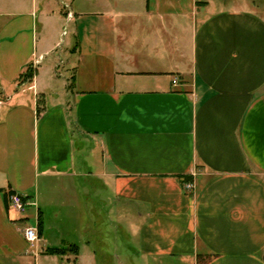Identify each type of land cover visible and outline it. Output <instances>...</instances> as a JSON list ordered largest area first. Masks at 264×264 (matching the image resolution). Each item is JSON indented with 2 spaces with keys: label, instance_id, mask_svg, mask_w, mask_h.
<instances>
[{
  "label": "crops",
  "instance_id": "obj_1",
  "mask_svg": "<svg viewBox=\"0 0 264 264\" xmlns=\"http://www.w3.org/2000/svg\"><path fill=\"white\" fill-rule=\"evenodd\" d=\"M64 1H0V256L264 264V0Z\"/></svg>",
  "mask_w": 264,
  "mask_h": 264
},
{
  "label": "rangeland",
  "instance_id": "obj_2",
  "mask_svg": "<svg viewBox=\"0 0 264 264\" xmlns=\"http://www.w3.org/2000/svg\"><path fill=\"white\" fill-rule=\"evenodd\" d=\"M0 1H2V0H0ZM73 1L74 0H68V2H70V3H73ZM247 1H248V3H251L252 0H247ZM71 9L73 11L76 10L77 12H80V10H86V11L90 12V10H92L91 6H90V0H75L74 5H72ZM0 22H1V20H0ZM2 22H5V19H2ZM63 40H64V38L63 39L62 38L59 39V42H58V45H57V48H56V52H54V54L52 56L54 58V61L57 60L58 53L64 50ZM45 63L46 62H44V64ZM79 159H81V158H79ZM87 166L88 165H86L84 162H80L79 165H78L79 171L81 170V172H83V173L88 172L89 169H87ZM81 179L83 181V188H85L84 191L87 190V191L90 192L91 187H94V183L92 182V178H90V177H82ZM85 198L86 199L83 200V203L87 205L91 201H89L87 197H85ZM52 211H53V209H52ZM30 216H31L30 218H32V216H33L32 213H30ZM32 220L33 219H31V224L30 225H32V222H33ZM106 235L107 234L104 233L102 235V238H103L104 241L107 242ZM87 236H89V234L88 235L84 234V237H87ZM84 240H86V239H84ZM132 249H133V245H132ZM0 264H21V262L20 261H16V259L4 258V257L0 256ZM25 264H34V258L33 257H29L26 260ZM63 264H71V263H69L68 261L65 260V261H63ZM104 264H136V263H135V261L132 258L131 261H129V262H124V261L120 260V261H114V262H111V263H104ZM171 264H176V263H171Z\"/></svg>",
  "mask_w": 264,
  "mask_h": 264
},
{
  "label": "built area",
  "instance_id": "obj_3",
  "mask_svg": "<svg viewBox=\"0 0 264 264\" xmlns=\"http://www.w3.org/2000/svg\"><path fill=\"white\" fill-rule=\"evenodd\" d=\"M63 8L67 11L66 12L67 19L70 20L71 18H73L74 15L70 9V6L67 3H63ZM65 34H66V29L63 30L62 37ZM176 82L177 80L174 79L173 84H175ZM184 188L186 190L191 191L193 189V183H186L184 185ZM7 201L9 206L19 213H24L27 210V208L31 205L27 200H25L22 196H20L17 193H10L8 195ZM35 220L37 221V217L35 218ZM23 234L27 243L35 244L39 240V229L36 222L34 225L27 226L24 229Z\"/></svg>",
  "mask_w": 264,
  "mask_h": 264
},
{
  "label": "trees",
  "instance_id": "obj_4",
  "mask_svg": "<svg viewBox=\"0 0 264 264\" xmlns=\"http://www.w3.org/2000/svg\"><path fill=\"white\" fill-rule=\"evenodd\" d=\"M32 76H33V73L31 71V69H28L20 78L23 81H28V80L32 79ZM0 192H2V190H0ZM9 194L10 193H7L5 195L6 200H7ZM67 252H72V253L76 254L77 253V247L72 245V246L68 247L67 249H52L48 253L52 254V255L63 256Z\"/></svg>",
  "mask_w": 264,
  "mask_h": 264
}]
</instances>
